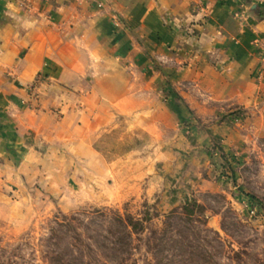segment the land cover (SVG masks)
Instances as JSON below:
<instances>
[{
    "label": "crops",
    "instance_id": "0c3cea01",
    "mask_svg": "<svg viewBox=\"0 0 264 264\" xmlns=\"http://www.w3.org/2000/svg\"><path fill=\"white\" fill-rule=\"evenodd\" d=\"M22 2L0 0V213L31 201L75 212L151 136L176 142L217 104L264 101V0ZM208 130L236 137L228 119Z\"/></svg>",
    "mask_w": 264,
    "mask_h": 264
},
{
    "label": "rangeland",
    "instance_id": "374dc122",
    "mask_svg": "<svg viewBox=\"0 0 264 264\" xmlns=\"http://www.w3.org/2000/svg\"><path fill=\"white\" fill-rule=\"evenodd\" d=\"M260 17L264 28V14ZM257 80L264 95V73ZM39 83L29 86L28 102L39 99ZM228 105L217 104L213 119L207 113L185 124L176 142L172 131L165 144L151 136L147 153L135 156L120 179H104L102 198L91 197V204L75 212L39 201L15 204L19 208L5 204L0 264H55L56 259L62 264H264V101ZM226 119L236 136L229 144L208 130ZM190 126L197 128L193 134L186 132ZM141 142L134 136L135 147ZM128 189L131 197L122 194ZM247 199L257 204V218L239 203ZM114 215L148 219L133 235L129 254L118 257L101 250L95 238L101 233L113 240L107 232ZM55 230L62 233L55 237Z\"/></svg>",
    "mask_w": 264,
    "mask_h": 264
},
{
    "label": "trees",
    "instance_id": "16d2710c",
    "mask_svg": "<svg viewBox=\"0 0 264 264\" xmlns=\"http://www.w3.org/2000/svg\"><path fill=\"white\" fill-rule=\"evenodd\" d=\"M105 216V215H102ZM189 217L193 215H188ZM148 219H135L131 216L123 217L122 215H114L111 221L112 230L107 233L113 238V240L108 239L107 236H101V233L96 238L97 244H99L101 250L108 252L115 257L129 254L131 240L134 234L140 233L144 229V222ZM61 228H64V225H60ZM62 233V230H55L53 235L58 237ZM100 236L103 240H100ZM107 253V254H108ZM58 259L55 260V264H62ZM74 260L70 261L67 264H75Z\"/></svg>",
    "mask_w": 264,
    "mask_h": 264
},
{
    "label": "built area",
    "instance_id": "2783aa9c",
    "mask_svg": "<svg viewBox=\"0 0 264 264\" xmlns=\"http://www.w3.org/2000/svg\"><path fill=\"white\" fill-rule=\"evenodd\" d=\"M31 0H23L22 6L26 9L30 8ZM36 87V85H35ZM244 210L248 213L251 218H257L258 216V207L257 204L252 199H247L244 202Z\"/></svg>",
    "mask_w": 264,
    "mask_h": 264
}]
</instances>
